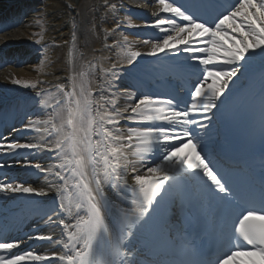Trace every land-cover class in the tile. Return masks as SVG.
Wrapping results in <instances>:
<instances>
[{
  "label": "snow or ice",
  "instance_id": "1",
  "mask_svg": "<svg viewBox=\"0 0 264 264\" xmlns=\"http://www.w3.org/2000/svg\"><path fill=\"white\" fill-rule=\"evenodd\" d=\"M123 8L108 6L114 15ZM158 12L168 15L145 26L163 35L141 41L149 46L146 53L134 50L127 35L123 43L115 40L112 47L128 45L127 54L111 64L95 91L75 63L63 83L50 87L11 80L35 90L36 111L13 128L31 138L0 142V153H47L51 163L0 160V169L20 165L47 181L43 187L0 183V196L54 194L57 207L44 212V222L58 228L61 238H54L55 228L32 238L61 247L49 254L14 252L23 241L3 240L0 264H264V153L257 175L254 162L219 165L212 146L217 115L237 97L251 98L242 81L252 78L257 58L264 140V0H158ZM121 14L133 17L130 10ZM43 19L41 14L36 22ZM122 26L117 16L116 28ZM78 32L74 28L65 43L76 45ZM142 55L189 71L194 81L188 99L124 85L123 76L137 71L130 66ZM186 148L191 152L182 156ZM72 196L75 209L65 202ZM173 203L187 210L185 223H195L217 251L205 254L191 233L169 220ZM101 242L110 245L103 261L97 259Z\"/></svg>",
  "mask_w": 264,
  "mask_h": 264
},
{
  "label": "bare ground",
  "instance_id": "2",
  "mask_svg": "<svg viewBox=\"0 0 264 264\" xmlns=\"http://www.w3.org/2000/svg\"><path fill=\"white\" fill-rule=\"evenodd\" d=\"M131 0H0V12L3 9L11 10V4L21 2L24 9L28 11L27 16L24 20L20 21L15 26L14 31L6 33L5 35H0V49L5 47H10L11 45H26L27 48L33 47L36 49L34 57H31V61L28 65L22 63L18 70H7L0 73V100L16 95L22 97L23 99H30L36 95L35 90L25 89L21 86L12 84L11 80L13 78H18L21 80H26L29 82H36L37 80L44 81L45 87L49 85L61 83L64 80V76L70 74L69 69H66L62 62L64 61V56L71 57L70 47L71 43H65L70 41L72 36V31L69 29V19L74 16V13L70 11V7L76 8L79 11V18L77 19V26H80V31L78 32V42L73 45L72 62L70 66L75 63L77 69H82L85 71L86 63L95 59L90 66V71L87 73L86 78L92 80L94 90L95 86L101 83V78L108 71L111 64L117 60L123 61L127 54V47L125 45L123 48L112 47L113 42L117 39L123 43V36L125 33H121L113 22L117 19V16L124 25H127L130 21L123 16L120 10L117 14H113L108 10V6L111 3L123 4L124 8L127 4H130ZM140 7L144 8L143 5ZM123 8V9H124ZM141 8V9H142ZM162 12H158V6L150 8V11L142 13L138 11V16L140 21H134L130 23L131 27L129 32L135 33V37L129 35L128 37L130 45L134 50H139L142 53L149 51V46L144 45L141 41L143 39L151 38L153 40L162 36L163 33H159L158 30L150 27H146V23L154 22L156 15ZM43 14L44 19L41 23L36 22V18ZM76 20V17H75ZM115 29V31H113ZM96 30V36L92 37L91 32ZM43 40L40 44L35 43L36 40ZM145 35L146 37H144ZM143 36V37H142ZM85 37L87 39H85ZM138 37V38H137ZM108 45L107 47L105 45ZM84 53L86 55L84 58L80 57V54ZM47 57V59H44ZM127 65L125 64V67ZM130 80L123 76V84L128 86ZM122 102V101H121ZM31 111H36V108L31 109ZM31 112V113H32ZM127 123V122H122ZM12 135L17 141L25 142L31 137L22 132H13ZM216 138L214 137V143ZM184 151L181 153L184 154ZM28 159L33 162H39L44 165L50 164L48 154H30L27 157H9V162H14L17 159ZM4 160V159H3ZM7 161V160H4ZM16 165L13 167H17ZM27 176L31 179V185L33 187H43L46 185L47 181L44 178L43 173H38L35 170H29ZM22 197V196H20ZM4 205L10 204L11 197L0 199ZM74 206V202L71 203ZM39 225V223H35ZM55 226L46 223V226L41 230L40 234H48L53 232ZM54 238L60 239V230L55 228ZM46 244V245H45ZM44 250H56L59 245H53L47 241V243L41 244Z\"/></svg>",
  "mask_w": 264,
  "mask_h": 264
}]
</instances>
